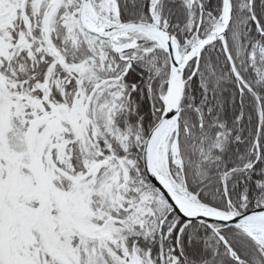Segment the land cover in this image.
Listing matches in <instances>:
<instances>
[{"label": "snow or ice", "instance_id": "obj_1", "mask_svg": "<svg viewBox=\"0 0 264 264\" xmlns=\"http://www.w3.org/2000/svg\"><path fill=\"white\" fill-rule=\"evenodd\" d=\"M0 264H264V0H0Z\"/></svg>", "mask_w": 264, "mask_h": 264}]
</instances>
